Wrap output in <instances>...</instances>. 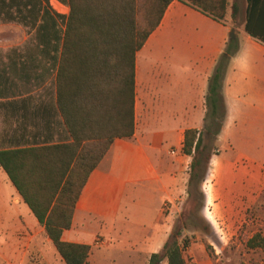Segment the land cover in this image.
<instances>
[{
    "label": "crops",
    "instance_id": "crops-1",
    "mask_svg": "<svg viewBox=\"0 0 264 264\" xmlns=\"http://www.w3.org/2000/svg\"><path fill=\"white\" fill-rule=\"evenodd\" d=\"M68 12V0H0V22L30 31L23 37L25 46H8L0 53V150L71 141L56 108V72ZM245 12L243 0L236 21L230 11L217 21L172 0L136 52L134 133L113 140L89 174L71 226L61 235L65 242L90 247L86 264H148L149 256L161 251L168 221L182 201L177 194L187 183L182 165L190 157L181 152L183 135L202 128L207 80L231 29L238 50L222 79L225 116L216 144L224 143L235 157L215 158L228 178L220 180L222 174L212 170L220 180L217 186L228 191H234L230 187L236 179L239 190L253 182L244 186L242 173L232 175L237 161L264 171V43L244 30ZM57 22H63L61 31ZM258 27L264 32V15ZM161 122L166 130L157 126ZM163 141L169 143L166 149ZM164 204L168 211L162 210ZM215 205L219 202L213 209ZM95 240L101 244L94 246ZM55 262L62 263L43 227L0 168V264Z\"/></svg>",
    "mask_w": 264,
    "mask_h": 264
},
{
    "label": "trees",
    "instance_id": "trees-1",
    "mask_svg": "<svg viewBox=\"0 0 264 264\" xmlns=\"http://www.w3.org/2000/svg\"><path fill=\"white\" fill-rule=\"evenodd\" d=\"M171 1L68 0L56 72V108L71 141L0 150V168L43 227L63 264H86L90 247L65 242L61 235L71 226L89 174L113 140L134 133L135 55ZM180 1L217 21L224 20L227 7L233 21L239 13L235 1ZM261 15L264 0H246L244 30L264 43V32L258 27ZM237 50L236 40L226 42L207 80L202 128L187 129L183 135L181 152L190 157L187 196L198 201L199 208L204 199L201 185L225 116L222 79ZM188 221L191 218L181 221V228L159 253L149 256L148 264L164 260L184 264L188 242L182 240L180 245L177 238ZM246 247L264 250V237L255 233Z\"/></svg>",
    "mask_w": 264,
    "mask_h": 264
},
{
    "label": "rangeland",
    "instance_id": "rangeland-1",
    "mask_svg": "<svg viewBox=\"0 0 264 264\" xmlns=\"http://www.w3.org/2000/svg\"><path fill=\"white\" fill-rule=\"evenodd\" d=\"M228 1H235L241 7L243 0ZM228 12L229 7H227ZM62 25L63 22H57L59 31ZM29 34L30 31L26 27H19L17 23L0 22V53L8 46L16 44L25 46L26 44L22 42H25L24 38ZM236 41L238 44L237 39ZM157 126L166 130V123L161 122ZM39 142L40 139L29 140L32 144ZM167 145L169 143L166 144V141H163L162 148L166 149ZM213 146L211 165L201 185L204 204L199 208L198 201L187 196V183L183 181V188L177 194V198L182 201L177 214L168 221L169 233L166 241L172 238L176 229L181 228L182 220L191 218V221H188L181 229L180 236L177 238L180 245L182 240L188 242L183 250L184 264H263L264 250L248 249L246 241L255 233L264 237V171L248 164L245 160L237 161L231 166L232 175L237 177L242 173V184L245 186L247 182L253 181L252 185L239 190L237 187L240 184L236 179L233 182L234 185L230 187L234 191L218 187L217 182L221 180L220 178L226 179L230 173L223 163L215 160L216 156L226 159H232L235 156L224 150V143L218 146L215 141ZM184 160L182 172L183 179L187 181L189 160ZM212 167L222 174L219 181ZM215 202H219V206L215 205L213 209ZM227 216H232L228 222L224 221ZM43 236L46 237L44 232ZM55 264H63V262H55Z\"/></svg>",
    "mask_w": 264,
    "mask_h": 264
},
{
    "label": "built area",
    "instance_id": "built-area-1",
    "mask_svg": "<svg viewBox=\"0 0 264 264\" xmlns=\"http://www.w3.org/2000/svg\"><path fill=\"white\" fill-rule=\"evenodd\" d=\"M168 209H169L168 204H164V205L162 206V210H163V211H168ZM100 244H101V241H100V240H95V241H94V246H98V245H100Z\"/></svg>",
    "mask_w": 264,
    "mask_h": 264
},
{
    "label": "water",
    "instance_id": "water-1",
    "mask_svg": "<svg viewBox=\"0 0 264 264\" xmlns=\"http://www.w3.org/2000/svg\"><path fill=\"white\" fill-rule=\"evenodd\" d=\"M234 39H235L234 30L231 29L229 34H228V40H234Z\"/></svg>",
    "mask_w": 264,
    "mask_h": 264
}]
</instances>
